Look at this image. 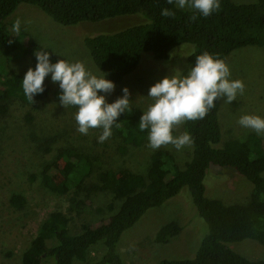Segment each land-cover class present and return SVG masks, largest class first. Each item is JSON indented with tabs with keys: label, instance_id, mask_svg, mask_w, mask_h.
<instances>
[{
	"label": "trees",
	"instance_id": "1",
	"mask_svg": "<svg viewBox=\"0 0 264 264\" xmlns=\"http://www.w3.org/2000/svg\"><path fill=\"white\" fill-rule=\"evenodd\" d=\"M20 4L36 7L61 26L138 17L141 20L138 23L81 38L91 65L99 74L107 73L105 78L114 83L132 75L144 56L163 64L171 52L183 44L192 48L184 55H187L185 73L194 63V56L202 52L224 61L234 50L264 47V0L252 3L220 0L218 10L207 17L195 10L179 9L174 0L172 3L168 0H0V115L6 113L7 100L33 105L50 91L44 84V91L32 101L23 94L20 80L29 67H35V49L19 43L5 26ZM165 8L173 15L162 16L161 10ZM16 62L22 63L18 67ZM58 92V88L52 92L57 101ZM219 102L220 99L215 101V106L203 119L183 122L182 133H190L193 139L188 160L182 159L179 164L176 151L158 148L150 154L144 175L104 163L97 168L94 161L98 157L87 150L75 145L58 146L53 150V140L44 138L38 148L41 159L44 155L52 156L40 162L39 169L27 177L26 184L65 196L68 205L65 212L52 211L42 221L22 252L20 264L83 262L90 247L97 243L102 244L103 252L93 264H124L118 252L122 236L146 213L176 197L183 188L205 224V233L200 234L190 255L164 258L157 264H264L263 259L246 258L231 248L233 243L251 240L264 249V177L261 175L264 140L249 133L244 140L223 142L218 120ZM71 107L72 113H76L75 106ZM141 112L138 106L130 105L112 126L120 155L147 142V130L141 132L138 128ZM24 120L30 123L33 118L26 114ZM66 121L72 125L65 126L64 131L75 136L74 117L64 118L63 122ZM211 166L230 169L245 178L251 184L248 201L225 204L206 197L203 180ZM104 195H110L112 200L108 205L112 211L109 217L93 226L85 223L75 226L73 220L83 213L87 200ZM8 203L19 212L27 207V199L21 193L11 194ZM180 232L181 226L169 221L155 231L154 241L165 244Z\"/></svg>",
	"mask_w": 264,
	"mask_h": 264
},
{
	"label": "rangeland",
	"instance_id": "2",
	"mask_svg": "<svg viewBox=\"0 0 264 264\" xmlns=\"http://www.w3.org/2000/svg\"><path fill=\"white\" fill-rule=\"evenodd\" d=\"M232 1L252 3L257 0ZM179 9L193 10L187 6ZM18 20L19 27L16 24ZM140 21L136 16H124L96 24L61 26L52 22L36 7L20 4L16 12L7 19L5 26L6 31L22 45L34 46L38 51H48L52 62L62 58L69 62L80 61L88 70L101 75L88 59L81 44L82 36L114 31ZM12 41L15 43V40ZM191 51L190 45H180L163 64H156L149 56H144L132 75L114 83L115 88L110 94H106V101L113 102L122 95L121 89L127 87L129 105H136L146 111L152 103V99L146 96L148 88L163 76L170 74L173 68H186V57L183 56ZM224 62L230 69V78L243 82L244 91L231 103L220 99L218 120L221 139L223 142L229 139L244 140L249 133L257 134L242 128L237 123L238 118L243 114L264 117V47L247 46L234 50ZM16 63L19 67L22 62ZM44 84L50 91L42 101L26 105L16 99L7 100L6 113L0 115V264H20L22 252L47 215L52 211H66L67 197L50 194L38 185L30 187L26 184L27 177L39 169L40 162L52 156L44 155L41 159V151L38 148L44 138L53 140V150L63 145H75L87 150L91 155L98 157L94 161L97 168L104 163L116 169L128 168L143 175L150 154L156 150L148 147L147 141L143 146L120 155L116 149L118 138L112 129L111 136L103 142L97 141L102 131L100 128L89 129L86 135L76 130L75 136L64 131L65 126L72 124L63 122V119L75 117V113H72L71 106L63 108L59 101L54 99L52 92L58 88L57 84H53L48 77L45 78ZM26 114L32 116V122H25ZM182 125L183 122L174 127V135L182 134ZM257 136L264 140V134ZM159 148L176 151V162L190 158V145L180 150L171 144ZM261 175L264 177V172ZM203 183L206 197L218 199L225 204H244L251 192V184L245 178L235 171L216 166L208 169ZM13 193H21L26 197L27 207L23 212L16 211L9 205L8 199ZM110 203V195L87 200L83 213L79 218H74V225L85 223L93 226L104 221L112 213L108 209ZM113 207L116 208L115 203ZM169 221H176L181 226L180 234L165 244L156 243L155 231ZM201 233H205V224L192 206L187 190L183 188L176 197L146 213L129 229L118 243V252L124 264H157L164 258L176 259L190 255ZM231 248L246 258L264 260V249L254 241L233 243ZM102 252V244L97 243L90 247L83 262L75 261L74 264H93Z\"/></svg>",
	"mask_w": 264,
	"mask_h": 264
},
{
	"label": "clouds",
	"instance_id": "3",
	"mask_svg": "<svg viewBox=\"0 0 264 264\" xmlns=\"http://www.w3.org/2000/svg\"><path fill=\"white\" fill-rule=\"evenodd\" d=\"M175 3L179 8L187 6L195 10L202 17L209 16L220 7V0H175ZM160 14L165 17L173 15L167 8ZM16 24L19 27L20 21ZM33 55L35 67H29L20 80L24 96L32 101L35 95L41 94L44 80L48 77L58 85L59 104L63 108L75 106L76 130L86 135L89 129L100 128L102 131L97 141L109 138L117 118L129 109L128 88L123 87L122 95L109 103L106 94L114 90L115 84L105 78L107 73L100 71L102 75L94 74L80 61L69 62L62 58L52 62L50 53L44 50H35ZM243 91V82L230 78V69L222 59L202 52L194 56V63L186 73L178 67L173 68L170 74L148 88L146 96L152 99V103L141 112L138 128L141 132L147 130L148 147L151 149L171 144L180 150L191 145L193 139L188 132L173 135L175 126L184 121L203 119L215 106L216 100L222 98L225 103H231ZM237 123L257 135L264 134V117L243 114Z\"/></svg>",
	"mask_w": 264,
	"mask_h": 264
}]
</instances>
